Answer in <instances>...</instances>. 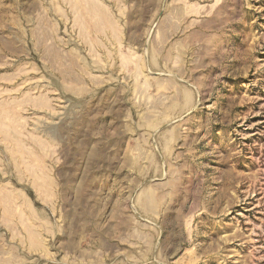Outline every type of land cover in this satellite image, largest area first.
<instances>
[{"label":"rangeland","instance_id":"1","mask_svg":"<svg viewBox=\"0 0 264 264\" xmlns=\"http://www.w3.org/2000/svg\"><path fill=\"white\" fill-rule=\"evenodd\" d=\"M0 264H264V0H0Z\"/></svg>","mask_w":264,"mask_h":264}]
</instances>
